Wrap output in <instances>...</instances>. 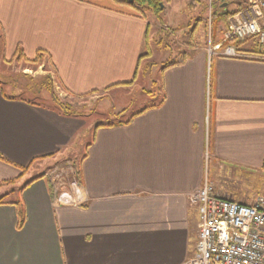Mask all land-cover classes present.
<instances>
[{
    "label": "crops",
    "instance_id": "1",
    "mask_svg": "<svg viewBox=\"0 0 264 264\" xmlns=\"http://www.w3.org/2000/svg\"><path fill=\"white\" fill-rule=\"evenodd\" d=\"M161 26L153 40L166 59L157 63L146 17L113 0H0L7 60L44 52L37 67L46 75L35 80L50 77L61 102L88 103L103 116L81 145L77 116L0 87V190L35 172L0 205V264H180L198 240L188 196L205 179L237 203L256 196L216 186L258 171L264 178V57L254 39L230 58L209 57L193 37L171 62L163 39L172 30ZM72 154L79 159L67 182L83 202L55 206L51 160Z\"/></svg>",
    "mask_w": 264,
    "mask_h": 264
},
{
    "label": "rangeland",
    "instance_id": "2",
    "mask_svg": "<svg viewBox=\"0 0 264 264\" xmlns=\"http://www.w3.org/2000/svg\"><path fill=\"white\" fill-rule=\"evenodd\" d=\"M239 1L240 5L235 8L236 5L233 3L234 0H160L162 10L159 11L157 16L150 11H145L146 21L151 26V38L152 40L154 39L153 36H155V38H158V33L160 34V32L158 31V27H160L161 25H168L172 31L170 33L168 32L169 37H165L164 39L162 38L163 44L169 46L171 52H175H172L166 61H180L182 55L177 54L176 50L181 51L182 49H185L186 45H188L190 42H193V37L194 41L198 40L200 43L203 40L204 44L206 45L205 49H207V46L209 44L208 42H210L211 44H216L222 40L223 33L229 25V17L234 13L242 11L246 7L247 0ZM120 6L121 8H125L127 12L134 14V11L130 8L122 5ZM220 13H230V15L228 16L227 20L225 19V21L223 22L224 16L220 15ZM155 25H158L157 29L154 28ZM163 29L170 31V29L168 28ZM218 29L222 30V35L220 41L215 43L213 34L214 31H218ZM242 42L244 41L238 42L236 43V45ZM150 43L154 52L152 62L160 63L159 61H161V59L162 61L165 60L166 55L164 54L163 49L155 45V40L151 41ZM255 46H257L256 43ZM43 70L44 69L42 67L35 68L28 63H25L24 61H18L16 58H14L12 61H8L5 55H3V53L0 51V87L4 90L5 93L11 92L13 95L33 102L36 105H41L44 102L47 107L46 109L49 110H55L56 112L64 111L62 107L57 106L50 98V96L46 92H44V90H42L41 78L35 80V78L39 77V75H46L43 73ZM33 80L35 81V85L32 83ZM34 86L37 90L38 88L41 89L40 94L37 93V90ZM122 93L124 92H119L117 101L121 102L123 104V107H127L128 97H126L125 95H121ZM62 103L66 108L65 112L68 114V116H77L76 119H78V121L80 122L78 130H80L79 140L81 141V145H83V142L85 141L89 142L95 125L101 124L99 121L101 119L100 117H103L101 113L99 114L95 112L93 105L88 103L75 106H73L69 100H66L65 102L63 101ZM124 115L125 116H123L122 118L126 119L128 117V113L126 112L124 113ZM104 120H108L109 123H112L115 119L109 118V116H105ZM67 157L64 155H60L53 158V160H51V163L54 162L57 164L56 166L52 167V170L48 173V176L53 172L58 176L63 171H65L66 173H70V171L68 170H71L73 172V163L76 164V157L78 159L79 157L76 156V154H72ZM260 173L261 172L258 171L257 174L249 173L247 177H234L231 179L232 182H224L223 180H219L216 183V186L221 188L224 192L228 193L235 192L237 195L238 193H245V195L247 196L246 198L250 200L252 196L257 195L262 192V190H264V178L260 177ZM34 176L35 172L33 171L27 175V177L20 183V185L25 184L26 182L34 178ZM62 178L65 179L67 177L65 176ZM20 185L4 187L2 190H0V197L6 195L4 197V200L7 202L11 201L13 198L12 193L18 192L17 190L19 189ZM251 200L248 203H250Z\"/></svg>",
    "mask_w": 264,
    "mask_h": 264
},
{
    "label": "built area",
    "instance_id": "3",
    "mask_svg": "<svg viewBox=\"0 0 264 264\" xmlns=\"http://www.w3.org/2000/svg\"><path fill=\"white\" fill-rule=\"evenodd\" d=\"M228 24L220 42H208L209 57H241L236 43L250 38L264 57L262 1L247 0L246 7L232 14ZM68 171L49 175L56 188L55 206H80L83 202L79 185L67 182L73 174ZM188 202L198 213V240L192 256L180 264H264V191L248 204L237 203L214 193L205 179L203 186L188 196Z\"/></svg>",
    "mask_w": 264,
    "mask_h": 264
},
{
    "label": "trees",
    "instance_id": "4",
    "mask_svg": "<svg viewBox=\"0 0 264 264\" xmlns=\"http://www.w3.org/2000/svg\"><path fill=\"white\" fill-rule=\"evenodd\" d=\"M114 1L119 5L130 8L131 10L134 11V14L131 13L132 15L140 17L142 19L145 18V11H150L154 15L157 16L159 11L162 10V5H161L160 0H124V1L114 0ZM212 15H213V13H212ZM220 15L224 16V20H223V22H224L225 19L227 20L230 13H220ZM255 53L260 54V51L257 49V46H255ZM145 56H149V53L141 54L139 57V62ZM44 57H45V53L42 51H39V52H37L36 57L32 61H26L21 50H19L17 53L16 59L18 61L21 60V61H24L25 63H29L30 65H33V67L36 68L37 66H39L43 62ZM166 66L167 67L171 66V64H166ZM41 80H42L41 81L42 90H44V92H46L50 96V98L53 100V102L57 106L62 107V109L64 110L63 112H65L66 108H65L64 104L60 101L59 97L55 94L50 77L45 76ZM32 83L34 84V80ZM35 89H36V87H35ZM39 91H41L40 88H38L37 92H39ZM5 196L6 195L0 197V205L7 204L6 201L4 200Z\"/></svg>",
    "mask_w": 264,
    "mask_h": 264
}]
</instances>
